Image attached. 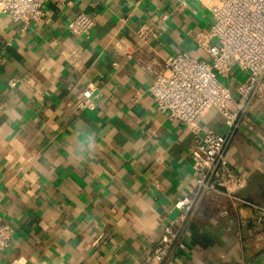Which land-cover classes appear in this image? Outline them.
Segmentation results:
<instances>
[{
    "label": "crops",
    "instance_id": "crops-1",
    "mask_svg": "<svg viewBox=\"0 0 264 264\" xmlns=\"http://www.w3.org/2000/svg\"><path fill=\"white\" fill-rule=\"evenodd\" d=\"M213 4L49 0L25 27L0 11V218L13 231L0 264H148L175 203L197 189L195 136L156 109L148 68L204 58L196 40ZM80 14L95 21L87 36L67 28ZM245 77L234 69L231 86ZM198 124L230 135L225 157L245 180L236 196L251 205L207 194L165 264H264V103L233 131L215 110Z\"/></svg>",
    "mask_w": 264,
    "mask_h": 264
},
{
    "label": "built area",
    "instance_id": "built-area-1",
    "mask_svg": "<svg viewBox=\"0 0 264 264\" xmlns=\"http://www.w3.org/2000/svg\"><path fill=\"white\" fill-rule=\"evenodd\" d=\"M48 1L0 0V11L12 22L25 27L44 21ZM213 1V24L196 40L205 57L197 59L183 53L168 58L161 65L155 64L158 69L148 68L153 82L147 94L156 109L195 136L190 156L197 177L195 197H183L175 203L180 213L166 227L148 264H165L178 250L186 249L184 235L198 203L207 194L230 200L236 211L240 210L238 204L251 205L236 196L245 186V180L233 173L225 157L230 135L204 131L198 120L215 110L233 131L239 117L254 103H264V0ZM94 26L95 21L89 15L80 14L67 28L72 35L82 37L89 35ZM234 69H239L246 77L233 88L230 74ZM92 93V89L87 88L81 97L90 100ZM82 107L84 104L78 110ZM258 209L264 216V208ZM219 215L225 218L229 213L222 208ZM12 237L11 226L0 218V255L10 247Z\"/></svg>",
    "mask_w": 264,
    "mask_h": 264
}]
</instances>
